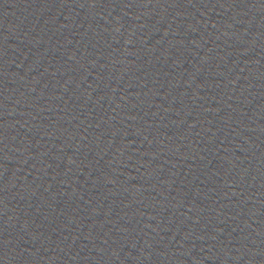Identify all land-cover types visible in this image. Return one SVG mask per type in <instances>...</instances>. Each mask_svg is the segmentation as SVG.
Returning a JSON list of instances; mask_svg holds the SVG:
<instances>
[{"label": "water", "instance_id": "95a60500", "mask_svg": "<svg viewBox=\"0 0 264 264\" xmlns=\"http://www.w3.org/2000/svg\"><path fill=\"white\" fill-rule=\"evenodd\" d=\"M263 109L264 0H0V264H136Z\"/></svg>", "mask_w": 264, "mask_h": 264}, {"label": "clouds", "instance_id": "9594fccd", "mask_svg": "<svg viewBox=\"0 0 264 264\" xmlns=\"http://www.w3.org/2000/svg\"><path fill=\"white\" fill-rule=\"evenodd\" d=\"M7 243V242H6Z\"/></svg>", "mask_w": 264, "mask_h": 264}]
</instances>
